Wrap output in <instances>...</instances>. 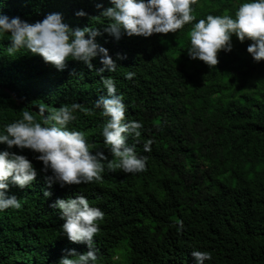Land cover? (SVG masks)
Listing matches in <instances>:
<instances>
[{
	"label": "trees",
	"instance_id": "1",
	"mask_svg": "<svg viewBox=\"0 0 264 264\" xmlns=\"http://www.w3.org/2000/svg\"><path fill=\"white\" fill-rule=\"evenodd\" d=\"M98 3L111 6L109 0H0V13L34 23L56 12L72 28L101 31L96 42L118 65L102 75L114 78L126 119L143 123L140 141L130 136L127 144L147 157L146 168L126 174L105 167L99 181L53 184L44 198L38 153L14 146L38 175L29 187L9 185L22 207L0 211V264H58L69 250L88 251L61 235L64 221L50 207L77 193L104 213L94 237L97 264H196L193 249L211 253L205 264H264V60L254 62L247 52L252 41L233 35L232 50L219 51L217 65L209 67L186 54L191 24L175 34L116 40L103 32ZM236 6L237 0H197L192 7L199 20L234 14ZM79 10L88 15L76 16ZM7 39H0V127L24 110L42 122L40 104L47 115L78 102L84 110L74 113L69 128L83 131L91 150L113 159L101 135L105 118L93 109L106 94L100 76L71 59L58 71L27 50L10 57ZM92 63L102 67L98 58ZM128 72L135 75L127 79ZM148 139L153 143L145 152Z\"/></svg>",
	"mask_w": 264,
	"mask_h": 264
},
{
	"label": "clouds",
	"instance_id": "2",
	"mask_svg": "<svg viewBox=\"0 0 264 264\" xmlns=\"http://www.w3.org/2000/svg\"><path fill=\"white\" fill-rule=\"evenodd\" d=\"M109 3L110 7L96 4L97 9H102L97 17L106 21L102 26L103 32L116 40L124 35L147 38L153 34H175L191 24L187 34L189 47L186 49L190 59H199L209 67L217 65L218 52H230L233 47L231 38L235 35L240 42L252 41L247 52L254 62L264 60V0H237L234 14H207L199 20L192 7L197 0H109ZM75 15L85 17L88 14L79 10ZM99 35L101 31L96 27H70L63 21L62 14L56 12L34 23L0 13V39L7 36L10 41L5 48L8 56L27 50L42 57L58 71L64 70L66 61L71 59L83 62L100 76L106 94L94 101L93 109H100V115L105 118L101 135L104 146L113 157L109 160L102 150H91L94 146L89 144L85 133L69 128L76 119L74 113L84 110L80 103L61 105L47 115L46 106L37 105L38 112L44 117L42 122H38L31 111L24 110L21 118L0 127V144L6 145L4 150H0V211L22 207L15 195L8 194L10 184L29 187L38 175L27 156L12 151L14 146L21 153L25 149L38 153L34 159L43 165L40 172L45 173L43 178L47 185L42 191L44 198L51 196L47 189L53 184L63 188L99 181L105 167L110 171L119 169L126 174L145 170L147 157L138 156L134 147L127 144L130 136L140 141L143 123L126 119V105L117 93L114 78L102 75L105 70L116 72L118 65L108 49L96 42ZM96 58L102 65L98 69H94L92 63ZM125 58L117 54V59ZM134 75L128 72L126 78L131 79ZM152 143L151 139L144 141L143 150L150 152ZM50 207L59 210L64 221L60 225L61 235L71 242L84 243L88 248L83 253L69 250L58 264H97L94 237L99 231L98 221L103 220L104 213L98 207L90 206L87 198L78 193L74 194V198H58ZM191 255L196 264H205L212 259L208 251L193 249Z\"/></svg>",
	"mask_w": 264,
	"mask_h": 264
}]
</instances>
